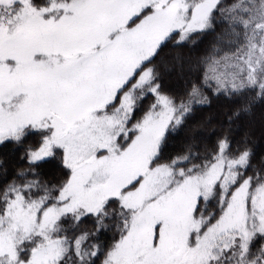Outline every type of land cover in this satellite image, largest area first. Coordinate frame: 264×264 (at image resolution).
<instances>
[{"label":"snow or ice","instance_id":"snow-or-ice-1","mask_svg":"<svg viewBox=\"0 0 264 264\" xmlns=\"http://www.w3.org/2000/svg\"><path fill=\"white\" fill-rule=\"evenodd\" d=\"M221 98L227 126L192 125L215 142L169 151ZM258 102L264 0H0V144L27 165L0 160V264H264V155L230 135Z\"/></svg>","mask_w":264,"mask_h":264},{"label":"trees","instance_id":"trees-1","mask_svg":"<svg viewBox=\"0 0 264 264\" xmlns=\"http://www.w3.org/2000/svg\"><path fill=\"white\" fill-rule=\"evenodd\" d=\"M211 40V34L204 36L198 45L195 46V48L192 50L193 55H199V53L207 46L209 41ZM183 50L185 52L189 51V48L187 45L183 47ZM161 71L164 72V84L165 87L174 91V92H182L184 90L185 86V80L188 78V74L185 72L182 76L180 74V70L178 68L173 67L171 71L165 72L163 69V66H161ZM178 74V75H177ZM151 100V97L148 100L144 101V104L147 105ZM234 104L228 100H225L221 98L220 101L214 102L211 108H203L197 111L196 117L192 120H189L184 126L180 127L176 132H174L170 138V147L169 151L175 153L183 150V146L190 142L191 139H195L200 147L198 149L194 148V151H203L204 146L208 145L209 147L215 142L217 135L222 134L223 128H216L214 131L209 130L211 129V125L208 126V129H204L203 131H197L196 129L193 130L192 125L195 123L196 120H200L205 114L209 112H214L215 117L213 120L214 124H219L220 122H223L225 126H227V116L223 112V107H228L230 110ZM254 116L252 119L257 117L260 113L264 112V102H258L253 109ZM245 118H241L243 120ZM240 120V121H241ZM239 121V122H240ZM199 129V128H197ZM247 126L242 127L240 125L239 129L233 130L230 135L232 138V147L235 148L237 146V143L242 141L245 131H247ZM250 133V132H249ZM32 140V137H29L24 141L25 144L30 143ZM248 146L252 149L254 155H253V163H258V158L261 155H264V138L262 140H255L253 139L252 133H250L248 138ZM21 148L19 146L13 145L12 142H7L4 144H0V160H3L5 162V166L8 170V179L10 180L12 178L13 172L16 168L20 167H26V161H21L19 159ZM56 171L55 168V162H53L51 165L45 164L42 165L41 168V174L42 178L45 180H55L56 179ZM251 171V170H250ZM3 172V167H0V173ZM3 176L0 175V183H3ZM212 209V205H209V210ZM86 224H88L89 227H91V222L86 221ZM113 231L114 229L103 232L102 238L109 243L112 240L113 237ZM260 241L257 240L253 247H255L257 244H259ZM97 264H99V261H97Z\"/></svg>","mask_w":264,"mask_h":264},{"label":"rangeland","instance_id":"rangeland-1","mask_svg":"<svg viewBox=\"0 0 264 264\" xmlns=\"http://www.w3.org/2000/svg\"><path fill=\"white\" fill-rule=\"evenodd\" d=\"M178 75V74H177ZM228 108V107H227ZM224 109V107H223ZM262 116H264V112L260 113L257 117H255L253 120H254V124L252 125H249L247 123V119L248 118H245L243 120H241L239 122V124L243 127H246L247 126V131H249L250 133H252L253 135V139L255 140H262L264 138V125L261 124V118ZM218 128V127H217ZM236 129H239V128H234V130ZM197 131H203L201 129H196Z\"/></svg>","mask_w":264,"mask_h":264}]
</instances>
